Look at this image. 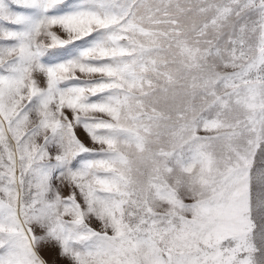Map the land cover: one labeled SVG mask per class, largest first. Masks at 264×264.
Segmentation results:
<instances>
[{"label": "snow or ice", "instance_id": "6c2138e0", "mask_svg": "<svg viewBox=\"0 0 264 264\" xmlns=\"http://www.w3.org/2000/svg\"><path fill=\"white\" fill-rule=\"evenodd\" d=\"M0 264H264V0H0Z\"/></svg>", "mask_w": 264, "mask_h": 264}]
</instances>
